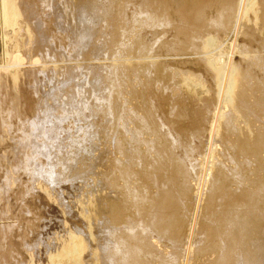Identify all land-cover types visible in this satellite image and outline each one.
Returning <instances> with one entry per match:
<instances>
[{
    "label": "rangeland",
    "instance_id": "1",
    "mask_svg": "<svg viewBox=\"0 0 264 264\" xmlns=\"http://www.w3.org/2000/svg\"><path fill=\"white\" fill-rule=\"evenodd\" d=\"M16 1L17 0H15V2ZM20 1L21 0H18L17 3L20 4L21 11L23 9L25 10L26 8H28V6H31V4H32V6L36 5V6H33V8H32V6L29 7V8L34 9L32 11L33 13L36 10L35 14H33V18L36 20H37V17H36L37 13L38 14L39 13L44 14V10L47 9L46 7H48V6H49V9L50 8L52 9L51 11L45 10L44 15L39 14L40 17L38 15V17L40 19H41V17L43 19V20L41 19L40 22L43 21L45 23V24L42 23V26L46 27L44 29V27L41 26V30H43V33L46 35V37H45L44 34L42 33V35L44 36L43 37L41 35L42 38H45V39L49 38V37H51V38H49L47 40H45V39L41 40L40 39L41 37L39 38L41 32H38V30H40V29L36 30L38 32L36 35L33 34V33H36L35 28H34V26L32 27V24H31L32 22L29 20H28L29 21V25H28V21H26L27 18L23 12L24 10L22 11L23 14L21 12L22 17L19 18V19H21L22 27L21 26L15 27L17 29H18V27H21V29L20 28L18 29V31L19 30L20 31L19 32L17 31V33H19V34H16V33L12 34V32L16 31L14 29L15 31H12L11 33H9L6 36L4 33L6 23L4 21H2V16H1L2 8L0 6V264H25V262H26V264H30V263L31 264H39V263L43 264L42 261L44 262V264H48V262L45 261L47 253L52 250L51 254H53V252H55L58 255V252H60L61 246H60V244H59L60 247H58L57 245H58V243H61V241H60L61 239H66L69 235L77 232V230L78 231L81 230L84 233L87 232L86 225H84V222L78 216L80 214V213H78V209L81 208V207L78 208L79 205L82 206V208L79 209L80 211L85 210L87 212L90 210H96L97 211V210H99V207H100L101 212L100 211H99V213H97L98 211L96 212L98 215L94 219L95 222L93 221L94 224H96V225L91 224L93 227V229H91V232H93V230H94L93 234H95V237L99 238V239H102L103 237H105L106 232H105L104 228H106V226L108 224H110L112 222V220H113V222L111 224L114 225V221L116 220V218H120V220L118 219L116 221V223L119 222V225L116 223L114 226L112 225L113 227H116V228L123 227V225H125L127 223L125 218L126 219L130 218L133 221L136 220L135 219L136 218V216H135L136 211L133 210V207L131 206V203H130L131 198H129L128 195H126L127 193L125 192L124 188L127 186L129 190L136 189V185L138 183L142 184V181H138V178H136L135 175H133V177H132L133 180H129V179H131V178H129V179L124 181L123 179L120 178V175H119L120 172L117 170L124 167L125 164H127V159L130 156V154L132 153L131 154V160H133V161H131L129 163V164H131L129 166V168L133 172L135 171L134 173L140 174L136 170L141 169L140 171L142 172V169H146L149 162L152 161V158L154 156L152 153L148 152V148L150 149L151 146L152 147L156 146L158 144V141H157V137H155L150 131H143L139 135L138 143L136 144L134 142L133 138H131L130 134H131L132 130H135L136 128L138 129V127H139L138 122L135 121V122L129 123L132 128L128 124L126 129H125L126 125H124L123 123L117 122L118 118L116 117V115L122 114L125 109L126 110L133 109L138 117H142L143 115H145L147 117V114L149 112V114L151 115L150 117H148L149 122L153 121L157 126H159V128H162V129H160L162 131H159V134H160L159 137H165L164 136L165 133L168 130L171 131L170 136H173L171 141L174 144L175 153L176 154L178 153L177 155L180 157H183L184 155H190L189 166H190V168H192V170H190V174H189V178H190L189 181L191 182L190 187H189V195H188L189 200L186 204L188 207L186 206L184 211L182 212L183 214H181L182 218H183V215H186V222H183L185 224L182 226L183 229L181 228L182 231L180 230L181 235L178 239L179 243L172 244L170 242H167V240L166 241L165 240L164 241L163 240L154 241V243L156 242L155 243L156 248H154V252H156L155 253L156 255L153 252V254L155 256L159 255L158 257L159 258L162 257L161 259H163V260H167L168 256L170 257V254H175L177 251L179 252V253L177 252L179 255H182L183 254L182 252H183L185 245H186L185 241H186V238L189 234V227L187 226L188 225L187 223H188L189 219L191 218V216L194 214V212H195L194 210L197 208V203L194 200V194H193V193H195L194 188H195V185L197 182L195 177L198 176V173L200 174L201 171L199 169H200V167H202L201 165H204L205 168L207 167L205 164L206 162H204L205 160L203 157L205 156V152H206L207 147H208L207 142H208L209 135H207V132H205V131H207L209 128L208 124H209V121L211 118L212 111H213L214 107L216 106V101H217L216 89H215L214 82L212 79L213 75L210 72H207L208 71V70H206L207 68L204 69L206 66L204 64L205 61H203V59L205 58L206 54L204 53L205 54V56H204L203 53L201 54V52H200V54H201V56H200L199 52H197V51H190L188 53L184 52V50L181 51L182 50L181 48L184 46H181L183 42H179V40L182 41L184 39L186 41H189L191 39L190 36L192 35V31L191 30L189 31V28L183 29L185 33H186V31L188 32V34H186L185 38H183L181 36V34H179L180 33L179 32L180 30H178L179 24L177 22H175V21H177V19H176L175 15L173 14V8L174 7H173V5H171L172 7L170 10H172V11H170L169 14L171 15V13H172V15L175 17V19H173V21H171V23H170L171 25H169L168 27L167 26H161V27H159V30L158 29L152 30L149 27H146L145 29L149 30L148 33L145 29L143 30L144 36L142 35V38L145 41V44L147 46L153 47V51H152L151 55H152V57L155 55L153 57L155 59L153 60V58H151V55H150V58L153 61L156 60L155 61L156 63H158V62L159 63H158V67H156L155 66L156 63L152 62L151 59L149 60V58H147L149 61L146 60L144 62V66H148L149 68L150 67L151 68L150 69L145 68L146 70H148V72H147L146 70H144V67H143V71H146V73L141 70L139 72L140 73L139 74V73H136V70L139 69V68L136 69V67H139V65H140V63H138V59H136V58L133 59L132 56H129V59H128L127 57H123L122 55H121V57H122L121 58L120 56H118V54L120 53L119 51L124 49L123 47L127 48L126 45L129 42L128 35L130 33V31H128V30L130 29V27L132 25L135 27H138L137 23H138V19L140 18L138 16H139V11H140V8L142 5L141 3H143L142 0H112V3H110L109 0H100V2H102L104 5H106V7L108 5L107 8H109V11H111L110 16H109L110 18L108 20H106V22L103 20L98 21V22L96 21V22H94L95 24L91 25L92 31H93L92 33H94V34H93L91 41H89L88 44H86V46L84 47L85 49H83V50H80V48L77 47L76 43H73V40L74 41H75V39L77 40L76 37H79V34H80V31H79L78 25H77L78 19H79L78 14L80 16V12L78 11V9L80 7H82V5L87 4L90 0H53L52 2H50L51 4L54 2L55 6H56V3H58L57 6L60 4L59 8L61 7L62 10L65 8V7H62V4L64 6H66V8L63 11V12H65V13H63L64 14L63 16L66 15L65 18L67 20L66 19H64V20L66 22L68 21L67 23H69L70 29L69 28H65V29L62 28L61 30H60V28L59 29L57 28V30L55 29V27H56L55 23H57V22L54 21V18H55V16H56L55 20H57L58 18H57V15L54 16L52 14V13L56 14L59 11V8L53 7L54 4L52 6L49 5L50 4L49 0L47 1L49 4L46 2V5H45L46 7L43 5V4H45V2L43 4L41 3L42 0L41 1L38 0L41 3L40 4L38 2L40 5H38L37 0H35L36 2L33 0H25L26 2L29 1L28 2L29 4H26L24 0H23V2H20ZM31 1H33V2H31ZM127 1H128V3H127ZM163 1H167V0H163ZM168 1H170V0H168ZM193 1H197V0H193ZM211 1L212 0H205V4L208 6L210 5L209 10H207V12H208L207 14H209L210 17L216 15L215 10L217 7L216 3H215L217 1L216 0H213V2H211ZM1 2H2V0H0V5H1ZM21 3H23V4H21ZM25 5H26V7H25ZM21 6L25 7V8L22 9ZM43 6L45 8L44 10L42 9ZM76 7H78V8H76ZM53 8L55 9L54 12H52ZM57 8H58V10H57ZM260 12L261 13L259 15L262 18L259 16L260 17V21H259L260 24H258V26H257L258 30H256V32L253 34V36L250 35L248 37V36L242 35L243 37L242 36L239 37V47L241 46L243 49H244V47L247 49V52L245 53L246 56L248 55V58L246 57L247 60L245 59L244 56L242 57L241 55H239L240 53L239 54L236 53V55L235 56L233 55V57H232V58H234L232 60V62L234 63L235 66H237V68L240 71L243 72V71L248 69V71L251 73V85L248 87L247 90L244 91L246 96H247L246 97L247 99L245 102L246 105L240 110L241 111L240 115L237 116L238 119L235 118L236 120H238V124H237V121L234 119V122L236 121V123H234V129L233 130H235V128H236V130H238V131H235V132L234 131H232V132L226 131V128L224 129V124H223L219 128L222 130L218 131L220 138L218 137L219 139H217L215 141L216 143L214 142L215 143V145H214L215 151L212 155L211 162L214 161L212 163L214 164L215 167L212 168V170H214V171L211 170L212 173L210 172L211 174H210L209 178L215 179L218 177L220 178L221 176L223 177L220 180H223V182H224L223 193H225L224 194L225 196L221 197L223 199L218 201L219 197L221 196L220 195L221 193L220 194L218 193L220 196L218 194H216L215 197L213 196L214 200H210L211 196L207 195L210 193L209 187H208L209 185L207 187H205L207 189H205L204 196L209 197V198L204 197V202L202 204H204L205 209L207 208L206 206H208V210H205L204 206L202 205L203 206L202 208L204 209V210L202 209L203 211L201 210L202 211V214H201L202 218L200 217V220L198 223V230L196 231L195 238L192 239L193 242L200 241V243L196 242V246H197V244L199 246L200 245L205 246V245H209V244L211 245L212 244V240H211L212 238H210L212 236V233L211 234L207 233L209 231V226H207L206 218L211 219V217H212V219L215 220L217 225H218L219 224L218 223L219 217H222L220 215L219 211L225 212V214H226L228 211H230V209H228V208H230L229 207L230 203H232V204L235 203L237 205L245 204L247 201V193L255 191V189L258 187H260L262 189L263 194H264V146H257L256 145V142H258V141H261L264 144V112L260 108H257L256 104L254 103L255 102L254 98H257L260 95L259 91H262V93L264 94V72H263V69H264V66H263L264 65L263 64L264 63V9ZM51 14H52V16H50ZM119 14H120V17H117ZM48 15H49V18H48ZM111 15L113 16V18ZM172 15H171V17L173 18ZM24 16H25V18H24ZM74 16H76V17H74ZM111 21H112V23H111ZM66 22H65V25L67 24ZM130 23H131V25H130ZM172 24H174V25H172ZM67 25H66V27H68ZM25 26H26V28H25ZM30 26L32 28H34V29L31 28L32 31L34 30L33 33L30 30ZM107 28H108V30H107ZM165 28H167L168 31H166ZM50 30H52V31H50ZM58 30L60 32H57ZM62 30H64V31H62ZM65 30H67V31H65ZM150 30H152V32H150ZM172 30H174V31H172ZM245 30H247V32L249 31L248 33H250V31H251L247 28ZM167 32H169V34ZM166 33L168 35H170L171 37L169 36L167 39L166 36H168V35ZM212 33H214V31ZM251 33H253V31ZM73 36H75V39H73ZM187 36H189V37H187ZM38 38L40 41L38 40ZM219 38H220V40L218 42H220V43H218V44H220L219 45L220 48H218L217 50L219 51V53L221 51L222 53L225 54V53H227V50H228L227 48H229L228 45H231V43H229V42L232 41V39H231L232 34H231V32L228 34L219 33L218 39ZM110 39L114 42V44L109 42ZM48 40H50V41L48 42ZM164 40H167V41L164 42ZM24 41H26V42H24ZM36 41H38V42H36ZM45 42H47L49 44L46 45ZM121 42H123V43H121ZM150 42L152 44H150ZM41 43H43V46H41ZM180 43H181V45H180ZM49 45H51V46H49ZM160 45H161V47H160ZM184 45H185V47H184V49H185L187 45H186V43ZM11 46H13V47H11ZM74 46H75V48L77 47L79 49V51H78V49H74ZM155 46H157V47H155ZM176 48H177V50H176ZM157 49L158 50L160 49V50L158 51ZM218 51H216V52H218ZM79 52H83V53H79ZM158 52H159V54H158ZM210 52H212V51H209V54L214 53V52L213 53H210ZM62 53H63V55L65 54L66 57H65V55L63 56ZM122 53L123 52L121 51L120 54H122ZM189 53H190V55H189ZM196 53H197V55H196ZM250 53L253 55V58H252V55L250 56ZM46 54L49 55L50 57L47 56ZM53 54H54V57H53ZM77 54H79V56H77ZM156 54L158 56H156ZM209 54L207 51V56ZM59 57L60 58L62 57V58L60 59ZM63 57H65V58H63ZM134 57H136V56H134ZM198 57H200V59H198ZM114 58H116V59H114ZM119 58H120V60H119ZM125 58L128 59L127 64H129L130 61L131 62L134 61V64L130 63L131 68L129 66L130 70L127 73L129 80H132V81H129L128 83H130V82H133V83H131V85L129 84L130 86L127 85L126 88L124 87L125 88L124 89L125 94H124V99H123L124 100L123 105H120V107H117L118 109H117L115 115H111L108 117L101 111V108L98 107L99 105L97 102L99 99L98 95L100 94V91L103 89V86H101L98 90H92V89L85 88L86 90L84 89L82 91V89H83V87H85V83L92 81V79L95 75H97L99 73L97 76L98 77L101 76L103 78L104 73H109V72L113 71L115 68V65L122 62L123 59H124L123 62H125V60H126ZM52 59H53V61H52ZM251 59H253L252 63H255L256 61H260L262 63L261 69L258 67H255V66L252 67V64H250ZM160 61L162 64L160 63ZM200 61H203V64H201L202 62H200ZM113 62H114V66L112 65ZM150 62L153 63L154 67L149 66L151 64ZM135 63H138V64L136 65ZM145 64H148V65H145ZM159 64L162 66H160ZM133 65H135L136 67ZM203 66H205V67H203ZM159 67H160V69H158ZM110 68H111V70H110ZM154 68L156 71L154 70ZM42 69L44 70V72L42 71ZM106 69H107V72H106ZM40 71L42 73H40ZM54 71H56V72L54 73ZM66 71H68V73ZM176 71H178V73H180V72L181 73H190V74L192 73L196 76H199L198 78H199L200 82H195V83H197V85H195V86L193 85L195 83L191 84L190 85V87L192 86L190 88L191 91H187V90H185L186 89L185 85H184V87L181 86L182 84H184V80H183L181 75L176 73ZM64 73H67L65 75L66 76L68 75V76L65 77L63 75ZM71 74H73V75H71ZM142 74H143V76H142ZM28 75H29V77H28ZM70 75L72 76L73 80L70 77ZM140 76H142V77H140ZM86 77H88V79ZM130 77L131 78L133 77V78L131 79ZM143 77H144V79H143ZM65 78L68 80H66ZM145 78L147 81L145 80ZM77 79H79L80 82ZM83 79H84L85 83L83 82ZM181 79L183 81H181ZM201 80L205 84H203L201 82ZM41 81H43L44 83L45 82L47 83L49 81L50 82L48 83V85H46V83H45V85H46L45 86L43 82L41 83ZM51 81H52V83H51ZM61 81H62V84L66 81H69V82L71 81L70 86H69V84H67L68 82H66V85L63 84V85H65V87L63 86V89H61L62 85L59 88L58 86L61 84ZM149 82H151V83L148 84ZM177 83H178V85H179V83L181 85L178 86ZM78 84L81 86H79ZM103 84H105L104 78H103ZM198 84H200V85H198ZM202 85H205V86L203 87ZM29 86H30V88H29ZM76 86L82 87V89H80V93H82L84 95V96H82V98H81V96L79 97V101L78 100L75 101V99H78L77 97L80 94V93H78L79 87L76 88ZM180 86L182 88H177ZM196 86H201V87L198 88ZM46 87L48 89H46ZM49 87L51 89L53 87V89H52L53 91H50L51 89ZM34 88L35 89L37 88L36 89L37 91H35ZM70 88H71V90H70ZM72 88H73V90H72ZM68 89H69V91H68ZM42 90H44V91H42ZM70 91L72 93H69ZM102 91H101V94H103ZM42 92H47V93L45 95ZM92 92L94 93V95ZM131 92L134 94H132ZM48 93H49V95L47 97ZM51 93H53V94L55 93V94L52 95ZM66 93H68L69 95ZM73 93H75V94H73ZM87 93H89L90 95ZM172 93H174V94L176 93L177 95L176 94L174 95ZM82 94H80V95H82ZM95 94H98V95H95ZM56 95L58 97L60 95L59 99H57L58 97ZM65 95H66V99L67 98L70 99V96H71V99H70L71 102H70V100H64ZM63 96H64V98H63ZM50 97L52 99L56 98L55 102L59 101V103H63L65 101V103H63L64 105L56 103V104H58V107L61 105L62 107L61 106L60 107L63 108V110L60 109V107L58 108L56 106V104L52 108V112L55 114L48 113L51 111L50 110L51 108H48L50 106L44 107L45 109L43 108L44 111H46V112H44L42 107L40 108L39 105H38L39 109L37 107L35 108V106L37 104H40L39 101H41L44 104V105L42 104V106H45V103L47 105V102H48V105H49V103L53 105L55 102H54V100H53V102L49 101V99L51 100ZM74 97H75V99H74ZM94 97L98 98L97 101L95 100L96 98L94 99ZM126 97H127V99H126ZM61 98H62V102H61ZM42 99H43V101H42ZM81 99H82V101H81ZM171 99H173V100H171ZM88 100L91 102H89ZM148 101H149V103H148ZM263 101H264V99H263ZM68 102H70V104L72 106H69L70 104ZM75 102L78 104L76 105ZM87 102H89V103H87ZM52 105H51V107H52ZM126 105H128V106H126ZM131 105H133V107ZM73 106L76 109L73 108ZM82 106H83V109H82ZM147 106L149 107L148 111H147V108H148ZM26 107H27V109H26ZM29 107H30V109H29ZM54 107L58 109L59 114L58 113L56 114V112H58V111H56L57 109L55 110ZM128 107H132V108H128ZM135 107L137 108L138 112L136 111ZM46 108H48L49 110L48 109L46 110ZM182 109H183V111H182ZM41 110L43 111L44 116H46V114L47 115L51 114L52 117L54 115L56 117L52 118L51 115L50 116L48 115V117H46V118H48L50 120H44L46 122L45 123V122H43V119H41L42 115H43L40 113V112H42ZM61 110H62V113H64L62 115L60 114ZM66 110H67V112H66ZM72 110H74L75 113L72 114ZM80 110L82 113L80 112ZM37 111L41 114V117H40V114L37 113ZM83 111H84V113H83ZM35 113H36V115H35ZM65 113H67V114H65ZM59 115H60V117H62V120L64 122L61 121L60 117H57ZM71 115H73L74 117H72ZM77 115H79L78 118H77ZM81 115H84V116H81ZM70 116H71V118H69ZM33 117H35V118H33ZM39 117L41 120H38ZM21 118L22 119L26 118V119L22 120ZM28 118H31L32 121H31V119H28ZM56 118H57V120H60V121H57ZM63 118H65V119H63ZM74 118H75V120H73ZM51 119L52 120L54 119V121L56 120L55 122H57V123L54 122L55 125H53L54 123L51 124L50 123L52 121ZM21 120H22V122L20 123ZM157 120L161 121V122H157ZM202 120H203V122H202ZM37 121H39V122H37ZM40 121H42L41 123H43V125L47 124V122H49L52 126H49L50 124L49 125L47 124L50 128L47 126H43V128L45 129V131H43V129H42L44 134H43V132L42 133L39 132L40 134H34L33 135V132H32L33 127L31 126V123L35 122L38 126H40L39 125V124H41ZM59 122H62V124ZM204 122H207V123H204ZM111 124H112V126H111ZM235 124H237V125H235ZM56 125L57 126L62 125V126H60L61 129L58 127L59 130H56L57 129ZM26 126L27 127L30 126L31 129L27 128ZM53 126H55L56 128L54 129ZM23 127H24V130H21ZM25 127L27 128V130L25 129ZM163 127H165V128H163ZM246 127L248 129H251V130H248ZM40 128H42V127H40ZM52 129H53V131H51ZM253 129H255V130H253ZM28 130L31 133L25 132ZM46 130H48V131H46ZM54 130H56V131H54ZM109 130H110V132H109ZM123 130H124V132H123ZM239 130H241V131H239ZM243 130L248 131L249 134ZM222 131H224V132H222ZM253 131H255V132H253ZM45 132H46V134H45ZM50 132H53V134L52 133L50 134ZM119 132H121V134ZM172 132H173V134H172ZM235 133H237V134H235ZM238 133H240V134H238ZM24 134H25V138L23 137ZM41 134H43V137ZM175 134H177V135H175ZM220 134H221V136H220ZM226 134L229 137V139L226 136ZM244 134H245V136H244ZM251 134L253 136H251ZM39 135H41V137ZM97 135H100V136L98 137ZM239 135H240V138H239ZM29 136L30 137L33 136L30 138L31 142L25 141L27 139V137L29 138ZM101 136H102V138H101ZM146 136H148V137H146ZM247 136H249V137H247ZM19 138H22V139H19ZM43 138H44V140H43ZM54 138L55 139L57 138L56 140L58 142L57 141L55 142ZM234 138H235V140H234ZM244 138H245V140H244ZM51 139L54 141V143L57 147H58V145H60L58 148L60 149V151L61 150L62 151L60 152L61 155L58 156L59 158H56L55 162L53 161V162H51L52 164L50 163V165H49V162H46V159H47L46 156H45L46 159L44 156L42 157L40 155H36L37 156L36 157L35 154L32 153L31 149L39 147L41 145H47L49 140H50V143L51 142L53 143V141ZM121 140H122L121 144H122L123 150H119L115 146V142L121 141ZM19 141H21L20 142L21 144L18 143ZM24 141H25V145H22V144H24V143H22ZM32 141L33 142L35 141L36 144H35V142L32 143ZM39 141L41 143H44V141H46V143L41 144ZM77 141H78V144L80 145V147L78 145V148H77ZM81 141H83V142H81ZM174 141H175V143H174ZM217 141H221L222 144H221V142L219 143ZM224 141H225V143H224ZM37 142H38V145H37ZM241 142H242V144H241ZM17 143L20 145L21 148L23 146H24V148L21 149L18 145L16 146ZM27 143H29V144L31 143V144L28 145ZM234 143H235V145H234ZM87 145L89 146V154L88 155L86 154L87 155V157H86V155H84L85 153L81 152L80 150L82 147H85ZM193 145H194V147H193ZM17 147H19V148L17 149ZM69 148H70V150H69ZM197 148L199 151H197ZM16 149L21 150V152H17ZM137 149H138V151H137ZM143 149H145V150H143ZM24 151L26 152V154ZM50 151H51V153H49ZM50 151L48 152L49 155L50 154L53 155V153H54L53 150H50ZM127 151H129L130 153ZM176 151H178V152H176ZM80 152L83 154H81ZM21 153H22V155H21ZM134 153L136 154L137 157L134 156L135 155ZM144 153H145V156L143 155L144 156L143 157L141 154H144ZM65 155H66V157H65L66 160L64 158ZM72 155H73V158H72ZM81 155H84V156H81ZM151 155H153V156H151ZM90 156L93 157L92 158L93 162H91L92 160H91ZM149 156H150V158H148ZM41 157L43 158V160L41 159ZM122 157H123V159H122ZM132 157H135V159ZM32 158H34V159H32ZM67 158H69L70 163L72 161L73 162L70 164L69 168L66 169L68 171H65L66 172L65 173L61 169H62L63 165H65V164L68 165V163H66V162H68ZM102 158H103V160H102ZM36 159H38V160H36ZM116 159H118V160H116ZM134 160H135V162H134ZM146 160H148V161H146ZM23 161H25L26 163L28 162V163L26 164ZM31 161H34V162H31ZM41 161L45 162V164H44V162H42L43 163L42 167H41V164L38 165V163H41ZM96 161H97V164H94ZM99 161L101 164L99 163ZM102 161H103V163H102ZM138 161H139V163H138ZM143 161H145L146 163L145 162L144 163L147 165L144 166ZM22 162L25 164L22 165ZM30 162L32 163V165H33V163H35L36 166H32ZM56 162H59V163H56ZM124 162H126V163H124ZM53 163H55V164H53ZM116 163H118V164H116ZM151 163L149 165H151ZM139 164H141V165H139ZM218 164H219V166H218ZM24 165H26L27 170L25 169L26 167ZM45 165H48V166L45 167ZM23 166L25 167L24 169L22 168ZM39 166L41 168H39ZM139 166H141L140 169H139ZM30 167L33 168V171ZM35 167L37 169L39 168L38 169L39 171L37 169L36 170L38 173L41 174V175L39 174V177H40V179H39V177L37 176L38 173H36L37 174L36 177H38V179L40 181L39 183H38V179L34 175V173L36 172ZM47 167L48 168L51 167L50 170L47 169ZM115 167L117 170L113 169ZM28 168L31 169L33 176L28 175L29 173H27V172L30 171ZM194 168H195V170H194ZM40 169H41V171L44 169L45 172L47 170L49 171V173H48V171L46 173V174H48V178H49V175H51L50 174L51 172L54 173V175H51L53 177H57V174H60V173H64L63 174L64 176L62 174H60L62 176V178L59 177L60 178V180L58 179L59 182L58 181L48 182L47 176H45V174L43 177L45 179H43L41 177L43 175L44 171L40 172ZM192 171H194V172H192ZM31 172H30V174H31ZM188 172H189V170H188ZM113 173H115V174H113ZM65 174H68V175L65 176ZM191 174H192V176H191ZM111 175H112V177H110ZM104 177H105V179H104ZM192 177H194V178H192ZM228 177H229V179H228ZM31 178L33 179V185L34 186L31 183V181H32V180H30ZM35 178H36L37 182H36ZM116 178H119V180ZM43 180H44V182H43ZM113 180H115V181L118 180V184L116 181L115 183L117 185H115ZM122 180H123V184H122ZM46 181L49 184L45 183ZM49 181H50V178H49ZM109 181H111L112 183H109ZM97 182H99V184L101 185V186H99V188L97 186L98 185ZM34 183H36V184H34ZM51 183H55V184L52 186ZM113 183H114V186L112 185ZM146 183H148V184L146 185L145 183H143L146 186V188L145 189L141 188L142 189L141 193L145 197H147L149 195L152 196V193H155L154 192L155 188L152 187L150 182H146ZM47 184L51 185L52 188L50 189L51 186L49 187V186H47ZM119 184H121V185H119ZM134 184H136V185H134ZM192 184H193V186H191ZM28 185L29 186L31 185V187H29ZM55 185L56 186L59 185L58 189ZM102 185H103V187H102ZM118 185L121 186L120 188H123V189H120V188L117 189L119 187ZM150 185H151V187H150ZM35 187L36 188L38 187L39 189L38 188L36 189ZM53 187L55 188V190ZM95 187H97V188H95ZM32 188L39 190L37 196L35 195L37 193L36 190H34L36 193L35 192L33 193ZM45 188L47 189V191L49 189L48 193L46 192ZM108 188H110V189H108ZM191 188H192V190H191ZM95 189H101V190L103 189V190H102V192H101V190H98V191H100V192H98ZM147 189H149V191H147ZM30 190L34 195L30 192ZM41 190H42V192H41ZM58 190L60 193L57 196ZM121 190H124V191L120 192ZM51 191L52 192L54 191L55 194H54V192L52 193ZM56 191H57V193H56ZM91 191L93 194L96 191V194L92 195ZM49 192H51V193H49ZM228 192H229V194H228ZM28 193H29V196L31 195V197H29L30 199L28 198V195H27ZM100 193H102V196ZM236 193H237V195H236ZM50 194L51 195L54 194V195L51 196ZM97 194H98V196H96ZM234 195H236L237 197ZM33 196L36 197L38 199V201H36L37 199L34 198ZM41 196H42V198H43V196H44V198L46 197L48 199L47 201H49V202H47L45 200L46 198L43 199L44 200L43 201ZM50 196H51V198H50ZM123 196H124V198H123ZM58 197L60 198L59 200H58ZM107 197H108L107 201L105 199H103V198L107 199ZM216 198H217V201H215ZM26 199L27 200L29 199L32 201H27ZM205 199H207V201L210 200V202L206 201V203H205ZM57 200H58L59 205H56V204H58L56 202ZM127 200H128V203H127ZM28 202L31 204L28 205ZM32 202H33V206H32ZM73 202L74 203L77 202L76 205L77 204L78 205L75 207ZM48 203H49V205H48ZM125 203H127V204H125ZM129 203H130V205H129ZM51 204L53 207H51ZM92 204L93 205L95 204V205L93 206ZM41 205L43 208H41ZM54 205L59 207V210H58V208H56V206H55V208H56L55 209ZM67 205H69V206L71 205V206L69 207ZM226 205H229V206H226ZM28 206L30 208L31 207L32 208L30 209ZM113 206H114V208H113ZM116 206L119 209L118 212L116 211V210H118V209H116ZM26 207H28V208H26ZM48 207H49L50 211H49ZM261 207L264 208V202H262ZM34 208H36V209L40 208L41 211H40V209H37L38 211H35L36 209L34 210ZM67 208H69V209H67ZM70 208H71V210H70ZM26 209H29V210L26 211ZM112 209L113 210L116 209V210L114 212H112L111 211ZM199 209L200 208L198 207V209H197L198 215L200 214ZM57 210H58V212H57ZM75 211L78 214L75 213ZM32 212H34L35 215H33ZM52 212H54V213H52ZM216 212H218L219 215ZM36 214L39 215V216L37 215L38 218L35 217ZM41 215H42V217H44V219L41 217ZM215 215H217V216H215ZM33 216H34V218H33ZM213 217L214 218L216 217V218L214 219ZM34 219L37 221V223H36V221L34 222ZM32 221L34 222V224ZM103 221H104V223H103ZM120 221L123 223H121ZM30 222H31V225L29 224ZM108 222H110V223H108ZM46 224L49 225L51 228H49ZM58 224H59V226H58ZM260 224L262 227H264L263 226L264 222L260 223ZM41 225H45L44 226L45 228L44 227L41 228ZM99 227H101V228H99ZM38 230L39 231L42 230V232L40 231L41 234L37 233ZM89 230H90V228H89ZM98 230H100V231L98 232ZM3 231H4V233H3ZM30 231H33L35 235L37 234L38 236L37 235L36 236L38 238L40 236L41 237L40 240L37 237H36L37 238L36 239L35 236L33 235V232L31 233ZM46 232H47L49 238L52 239V240H50L51 243L49 241L45 240V239H49ZM53 232H54V234H53ZM26 233H28L29 235L28 234L26 235ZM43 233H45L46 235H44ZM22 234H24V236L21 237ZM51 234H52V236H51ZM31 235H33L34 237ZM54 236H56V237H54ZM205 236H207V237H205ZM23 237H24V239H23ZM33 238H34V240L36 239L37 242H36V240L33 241ZM53 238H58V240L57 241L54 240V242H53ZM207 238H208V240L210 239L211 241L208 242ZM103 239H102V241H103ZM24 240H26V241L29 240V241L26 243ZM32 241L34 243L36 242L34 245L37 244L35 247H33L35 250H36V248H38L39 250H40V248H42L40 250L41 252L39 253L40 255L38 254L39 256L35 254V250L31 247V244L33 243ZM203 242H207V243L204 244ZM45 243L46 244L49 243V245L48 244L47 245L50 246V248L47 247V245ZM22 244H24V245L22 246ZM28 244H30V247L28 246ZM40 244H41V246H40ZM42 244L45 246H42ZM50 244H54V245L56 244V246L54 247L53 245H50ZM94 245L96 247H98L96 249L98 251H99V248L101 246H103L102 243L100 245H98L97 240H95ZM32 246H33V244H32ZM23 247H26V248H23ZM57 248H59V250ZM27 249H28V251H27ZM173 249H178V250H173ZM39 250H36L37 251L36 253H38ZM157 252H159V253H157ZM207 253H205V255L203 256V255L198 254L197 252H194L191 256L192 258L190 259L191 262H189V264H213V262L216 261L215 254H213V253L207 254ZM32 254H33V257H32ZM37 258H39V260ZM155 261L158 262L157 259H155Z\"/></svg>",
    "mask_w": 264,
    "mask_h": 264
},
{
    "label": "bare ground",
    "instance_id": "2",
    "mask_svg": "<svg viewBox=\"0 0 264 264\" xmlns=\"http://www.w3.org/2000/svg\"><path fill=\"white\" fill-rule=\"evenodd\" d=\"M25 1V0H24ZM33 1H35V0H33ZM33 1H31V2H33ZM41 1V0H40ZM48 0H42V4L45 2V4H43L44 6L46 5V2H47ZM53 0H49V3L50 2H52ZM143 1V3H141L142 5H141V8H140V11H139V16L138 17H140L139 19H138V23H137V25H138V27H135V26H129L130 27V29L128 30V31H130V33H129V35H128V39H129V42H128V44L126 45V47L127 48H125V47H123L124 49L123 50H121L123 53L122 54H120L121 53V51H119L118 53V56H120L121 57V55L123 56V57H127L128 59H129V56H132L133 57V59L134 58H136V59H138V63H140V65H139V67H136L135 65H133V66H135L136 67V69L137 68H139L138 70H136V73H139L141 70L143 71V67H144V70H146L145 68H149L148 66H144V62L146 61V60H148L147 58H149V60L151 59V58H153L152 57V55H151V53H152V51H153V47L152 46H147L146 44H145V41L143 40V38H142V35H143V33H144V29L146 28V27H149L150 29H152V30H159V27H161V26H169V25H171L170 23H171V21H173V19H175V17H176V19H177V21H175V22H177L179 25H178V30H180L179 32V34H181V36L183 37V38H185V36H186V34H188V32L186 31V33L184 32V30L183 29H188L189 28V31L191 30L192 31V35L190 36V40L189 41H186V40H179V42H183L182 43V45H181V43H180V45L181 46H184L185 47V43H186V48L184 49V47H182L181 49V51H183L184 50V52H190V51H197V52H199V54H200V52H201V54L203 53V55L205 56V54H206V56H205V58L203 59V61H205V66H203V67H205L204 69H206V70H208L207 72H210L212 75H213V77H212V79H213V82H214V86H215V89H216V98H217V101H216V106L214 107V109H213V111H212V114H211V118H210V121H209V128H208V130L207 131H205V132H207V135H209V138H208V142H207V144H208V147H207V150H206V152H205V156L203 157L204 158V162H206L205 164H206V168L204 167V165H201L202 167H200V174L198 173V176L197 177H195L196 178V185H195V188H194V191H195V193H193L194 194V200L196 201V203H197V208L194 210L195 212H194V214L191 216V218L189 219V221H188V227H189V234H188V236H187V238H186V245H185V248H184V250H183V254L182 255H179L177 252L175 253V254H170V257L168 256V259L167 260H163V259H161V258H159L158 256L159 255H157V256H155L156 254V252H154V248H156V246H155V243H154V241H160V240H167V242H170V243H172V244H176V243H179V241H178V239H179V237H180V235H181V232H180V230H181V228H182V226L185 224V223H183V222H186V215H183V218L181 217V214H183L182 212L184 211V209H185V207L187 206L186 204H187V202H188V200H189V187H190V178H189V174H190V170H192V168H190V166H189V157H190V155H184L183 157H180V156H178L176 153H175V151H174V144L172 143V137L173 136H170V134H171V131H167L166 133H165V137H159V131H162V130H160V129H162V128H159V126H157L153 121L152 122H149V118L148 117H150L151 115L149 114V112H148V114H147V117L145 116V115H143L142 117H138L137 116V114L134 112V110L133 109H128V110H124L123 111V113L122 114H119V115H116V117L118 118V120H117V122H119V123H123L124 125H126V127H125V129L127 128V125L129 124V123H132V122H138V124H139V127H138V129L136 128L135 130H132V132H131V138H133V140H134V142L137 144L138 143V139H139V135L143 132V131H150L155 137H157V141H158V144L156 145V146H154V147H150V149L148 148V152L149 153H152L153 155H151V156H153V158H152V163L151 162H149V164L151 163V165H149L148 164V166L146 167V169H142V172L140 171L141 169V166H139V169L140 170H136V171H138L140 174H136V173H134L132 170H130V168H129V166L131 165V164H129L131 161H133V160H131V154H130V156L128 157V159H127V164H125V166L124 167H122V168H120V169H116V167L115 168H113V169H115V170H117V171H119L120 172V178L121 179H123L124 181L125 180H127V179H129V178H131V179H129V180H133L132 179V177H133V175H135L136 176V178H138V181H142V184L140 183H138L137 185L136 184H134V185H136V189H133V190H129L128 189V187L126 186L125 188H124V190H125V192L127 193L126 195H128V197L129 198H131L130 200H131V206L133 207V210H135L136 211V220L135 221H133L132 219H130V218H125V220L127 221V223L125 224V225H123V227H120V228H116V227H113L114 225H115V223H116V221L119 219L120 220V218H116V220L114 221V225L113 224H111L112 222H113V220H112V222L110 223V222H108V223H110V224H108L107 226H106V228H104L105 229V232H106V235H105V237H103L102 239H103V241H102V239H99V238H96L95 237V234H93V232H94V230H93V232H91V229H93V227H92V225L91 224H94V222H95V217L98 215L97 213H99V211H100V207H99V210H90V211H80L79 209H81L82 208V206H78V208L79 207H81V208H79L78 209V213H80L78 216L80 217V219L84 222V225H86V230H87V232L86 233H84L83 231H81V230H77V232H75L74 234H71V235H69L66 239H61L60 237V241H61V243H58V247H60L61 246V249H60V252H58V255L55 253V252H53V254H51V252H52V250L51 251H49L48 253H47V255H46V262H48V264H189V262H191L190 261V259L192 258L191 256H192V254L194 253V252H197L198 254H200V255H205V253H210V254H215V257H216V261H214L213 262V264H264V227H262L261 226V224L260 223H263L264 222V208H262L261 206H262V202H264V194H263V191H262V189L260 188V187H258V188H256L255 189V191H253V192H248L247 193V201H246V203L245 204H240V205H237V204H235L234 202V204H232V203H230L229 205H226V206H229L230 208H228V209H230V211H228L226 214H225V212H222V211H219V213H220V215L222 216V217H219V221H218V225H217V223H216V221L215 220H213L212 219V217H211V219L209 218V219H207L206 218V220H207V226H209V231L207 232V233H212V236L210 237V238H212L211 240H212V244L210 245H198L197 244V246H196V242H198V243H200V241H196V242H193L192 241V239L193 238H195V234H196V231L198 230V223H199V220H200V217L202 218V216H201V214H202V211L205 209V206H204V204H202L203 202H204V193H205V189H207V188H205V187H207L208 185V187H209V194H207V195H210L211 196V198H210V200H214V197L216 196V194H218L219 196V200L218 201H220V200H222L223 198H221V197H224L225 195V193H223V190H224V182H223V180H220L221 178H223L222 176L219 178H212V179H210L209 178V176H210V174L212 173L211 172V170H212V168H214L215 166H214V164L212 163V162H214V161H212L211 162V159H212V155H213V153H214V145H215V141L217 140V139H219L220 137H219V130H222V129H219L220 128V126L221 125H223L224 124V129L226 128V131H238V130H236V128H235V130H233L234 129V123H236V121H237V124H238V120H236L235 118H237V116L238 115H240V110L246 105V94H245V90H247L248 89V87L251 85V73L248 71V69L247 70H245V71H240L238 68H237V66H235L234 65V63L232 62V60L234 59V58H232L233 57V55L235 56L236 55V53H240L239 55H241L242 57L244 56L245 57V59H246V57L248 58V55L246 56V52H247V49L244 47V49L240 46L239 47V37H241L242 35H245V36H250V35H252L253 36V34L256 32V30H258L257 28V26H258V24H260L259 23V21H260V11H262L263 9H264V0H216L217 2H215L216 3V10H215V14L216 15H214V16H209V14H207L208 12H207V10H209V6L208 5H206L205 4V0H197V1H193V0H170V1H163V0H142ZM18 2V0L15 2V0H2V2H1V8H2V14H1V16H2V21H4L5 23H6V25H5V35L7 36L9 33H11L12 31H15V32H12V34H19V33H17V31H18V29L20 28L21 29V27H22V24H21V19H19L20 17H22V14H23V12H24V15L26 16V18H27V20L26 21H31L32 23V27L34 26V28H35V32L36 33H33V31H32V29H34V28H32L31 26H30V30L32 31V33L33 34H37L38 32H41V34H40V36H39V38L41 39V40H43V39H45V38H42V33H43V30H41V26H42V23H44L43 21L42 22H40V20L42 19V17H41V19L39 18L40 17V15L39 14H41V13H37V20L36 19H34L33 18V14H35V11H34V13L32 12L34 9H32L33 8V6H36V5H33L32 6V4H31V6H32V8H29V7H31V6H28V8H26L25 10L23 9V8H25L26 7V5H25V7H22V9L24 10H22L21 11V9H20V4H18L17 3ZM20 2H23V0H21ZM29 2V1H28ZM28 2H26L25 1V3L26 4H29ZM36 2V1H35ZM39 1L37 0V3H38ZM109 2L110 3H112V0H109ZM114 2V1H113ZM211 2H213V0L211 1ZM40 3V2H39ZM38 3V5H40ZM48 3V2H47ZM48 3V4H49ZM127 3H128V1H127ZM21 4H23V3H21ZM54 4V2L51 4H49V5H53ZM57 4L58 3H56V6H55V4H54V6L53 7H58L59 8V5L57 6ZM109 4V3H108ZM115 4V3H114ZM171 5H173V14L175 15V17L172 15V13H171V15L173 16V18L171 17V15L169 14V12L170 11H172V10H170L171 9ZM212 5V4H211ZM214 5V4H213ZM44 6H43V10L45 9L44 8ZM50 6V7H51ZM46 7V6H45ZM62 7H65L66 8V6H64L63 4H62ZM80 7V6H79ZM107 7H108V5H107ZM106 7V5H104L102 2H100V0H90L87 4H85V5H82V7H80L79 9H78V11L80 12V16H79V14H78V29H79V31H80V34H79V37H76L77 38V40L75 39V36H73V39H75V41L73 40V43H76V45H77V47L78 48H80V50H83V49H85L84 47L86 46V44H88V42L89 41H91V39H92V37H93V34L94 33H92L93 31H92V24H95L94 22H98V21H105L106 22V20H108L110 17V12L111 11H109V8H107ZM212 7V6H211ZM35 8V7H34ZM47 9H45V10H52L51 8L49 9V6L48 7H46ZM58 8H57V10H58ZM64 8V9H65ZM76 8H78V7H76ZM64 9L62 10V8L60 7L59 8V11L56 13V14H54V13H52L54 16L55 15H57V20H55L56 19V16H55V18H54V21H56L57 23H55L56 24V27H55V29L57 30V28L59 29L60 28V30L62 29V28H69L70 29V25H69V23H67L64 19H66L65 18V16H63L64 14L63 13H65V12H63L64 11ZM39 10V9H38ZM42 10V11H43ZM45 10H44V14H45ZM55 11V9L53 8V11L52 12H54ZM124 11V10H123ZM136 11V10H135ZM21 12H22V14H21ZM47 12V11H46ZM113 13V12H112ZM111 13V14H112ZM119 13V12H118ZM43 14V13H42ZM41 14V15H42ZM43 14V15H44ZM52 14L50 15V16H52ZM77 14V13H76ZM263 14V13H262ZM38 15H39V17H38ZM113 15V14H112ZM111 15V16H112ZM25 16H24V18H25ZM260 16V17H259ZM47 17V16H46ZM64 17V18H63ZM74 17H76V16H74ZM117 17H120V14L117 16ZM39 18V19H38ZM48 18H49V15H48ZM52 18V17H51ZM63 18V19H62ZM89 18V19H88ZM112 18H113V16H112ZM137 18V17H136ZM262 18V17H261ZM25 20V19H24ZM43 20V19H42ZM67 20V19H66ZM119 20V19H118ZM122 20V19H121ZM29 21H28V25H29ZM45 21V20H44ZM50 21V20H49ZM136 21V20H135ZM46 22V21H45ZM65 22L68 24H66L68 27H66V25H65ZM77 22V21H76ZM50 23V22H49ZM48 23V24H49ZM111 23H112V21H111ZM21 24V25H20ZM45 24V23H44ZM43 24V25H44ZM76 24V23H75ZM50 25V24H49ZM58 25V26H57ZM130 25H131V23H130ZM172 25H174V24H172ZM17 26H21V27H18V29L17 28H15V27H17ZM55 26V25H54ZM75 26V25H74ZM73 26V27H74ZM109 26V25H108ZM260 26V25H259ZM42 27H44V26H42ZM25 28H26V26H25ZM29 28V27H28ZM32 28V29H31ZM46 27H44V29H45ZM128 28V27H127ZM171 28V27H170ZM249 29V30H251L250 31V33H248L247 32V30H245V29ZM15 29V30H14ZM37 29H40V30H38V32L36 31ZM49 29V28H48ZM54 29V28H53ZM73 29V28H72ZM111 29V28H110ZM169 29V28H168ZM29 30V31H30ZM55 30V31H56ZM107 30H108V28H107ZM146 30V29H145ZM152 30H150V32H152ZM165 30L166 31H168L167 30V28H165ZM20 31V30H19ZM18 31V32H19ZM49 31V30H48ZM50 31H52V30H50ZM62 31H64V30H62ZM65 31H67V30H65ZM78 31V30H77ZM127 31V32H128ZM147 31V33L149 32V30H146ZM172 31H174V30H172ZM214 31V33H212ZM253 31V33H251ZM45 32V31H44ZM57 32H60L59 30L57 31ZM231 32V34H232V41H230L229 43H231V45H228L229 46V48H227L228 50H227V53H222L221 51H220V53H219V51L217 50L218 48H220V44H218V43H220V42H218L219 40H220V38L218 39V36H219V33H224V34H228V33H230ZM258 32V31H257ZM30 33V32H29ZM47 33V32H46ZM73 33V32H72ZM77 33V32H76ZM158 33V32H157ZM168 34H169V32H167ZM166 33V34H167ZM24 34V33H23ZM44 34V33H43ZM78 34V33H77ZM146 34V33H145ZM153 34V33H152ZM167 34V35H168ZM190 34V33H189ZM257 34V33H256ZM31 35V34H30ZM42 35V36H41ZM74 35V34H73ZM151 35V34H150ZM214 35V36H213ZM17 36V35H16ZM15 36V37H16ZM44 36L46 37V35L44 34ZM43 36V37H44ZM70 36V35H69ZM78 36V35H77ZM144 36V35H143ZM163 36V35H162ZM166 36V35H165ZM170 35H168V36H166L167 37V39H168V37H169ZM176 36V35H175ZM179 36V35H178ZM255 36V35H254ZM18 37V36H17ZM48 37V36H47ZM95 37V36H94ZM158 37V36H157ZM160 37V36H159ZM171 37V36H170ZM187 37H189V36H187ZM243 37V36H242ZM36 38V37H35ZM39 38H38V40H39ZM49 38H51V37H49ZM49 38H46L45 40H47V39H49ZM72 38V37H71ZM154 38V37H153ZM164 38V37H163ZM166 39V38H165ZM181 39V38H180ZM44 40V41H45ZM161 40V39H160ZM163 40V39H162ZM20 41V40H19ZM40 41V40H39ZM43 41V42H44ZM50 40H48V42H49ZM96 41V40H95ZM165 41H167V40H164V42ZM8 42V41H7ZM17 42V41H16ZM24 42H26V41H24ZM36 42H38V41H36ZM109 42L110 43H112V44H114V42L110 39L109 40ZM40 43V42H39ZM46 43V45H48L49 43H47V42H45ZM56 43V42H55ZM109 43V44H110ZM121 43H123V42H121ZM159 43V42H158ZM157 43V44H158ZM177 43V42H176ZM38 44V43H37ZM51 44V43H50ZM150 44H152L151 42H150ZM39 45V44H38ZM75 45V44H74ZM75 45V46H76ZM179 45V46H180ZM41 46H43V43H41ZM49 46H51V45H49ZM75 46H74V49H78L77 47L75 48ZM170 46V45H169ZM219 46V47H218ZM248 46V45H247ZM11 47H13V46H11ZM17 47V46H16ZM29 47V46H28ZM39 47V46H38ZM119 47V46H118ZM155 47H157V46H155ZM160 47H161V45H160ZM51 48V47H50ZM12 49V48H11ZM16 49V48H15ZM161 49V48H160ZM159 49V50H160ZM164 49V48H163ZM251 49V48H250ZM158 50V49H157ZM158 50V51H159ZM176 50H177V48H176ZM15 51V50H14ZM22 51V50H21ZM32 51V50H31ZM54 51V50H53ZM78 51H79V49H78ZM206 51V52H205ZM207 51H208V54H209V51H212V52H210V53H213V54H209L208 56H207ZM216 51H218V52H216ZM117 52V51H116ZM176 52V51H175ZM32 53V52H31ZM79 53H83V52H79ZM193 53V52H192ZM205 53V54H204ZM26 54V53H25ZM158 54H159V52H158ZM201 54H200V56H201ZM28 55V54H27ZM47 55V54H46ZM62 55H63V53H62ZM65 55V54H64ZM63 55V56H64ZM86 55V54H85ZM150 55H151V58H150ZM189 55H190V53H189ZM196 55H197V53H196ZM252 54L250 53V56H251ZM256 55V54H255ZM258 55V54H257ZM47 56H49V55H47ZM59 56V55H58ZM61 56V55H60ZM77 56H79V54H77ZM82 56V55H81ZM134 56H136V57H134ZM156 56H158L157 54H156ZM176 56V55H175ZM240 56V57H241ZM27 57V56H26ZM25 57V58H26ZM50 57V56H49ZM53 57H54V54H53ZM65 57H66V55H65ZM65 57H63V58H65ZM189 57V56H188ZM201 57V58H202ZM60 58V57H59ZM62 58V57H61ZM60 58V59H61ZM122 58V57H121ZM197 58V57H196ZM252 58H253V55H252ZM28 59V58H27ZM54 59V58H53ZM53 59H52V61H53ZM114 59H116V58H114ZM118 59V58H117ZM126 59V58H125ZM128 59H126L125 60V62H123L124 61V59H123V61L122 62H120V63H116L117 65H115V68H114V70L113 71H111V72H109V73H104L103 74V78H104V83L105 84H103V78L100 76V77H98L97 75L99 74H97V75H95L94 77H93V79H92V81H90V82H84V79H83V82L85 83V87H83V89H82V87H79V86H81V85H79V86H76V88H78L79 87V91H78V93H80V89H82V91L85 89V88H88V89H92V90H98L101 86H103V91H102V93L103 94H101V91H100V96L98 95V94H95V95H98V97H99V99L97 98V97H94V99L97 101V99H98V107H100L101 108V111L106 115V116H111V115H115V113H116V111H117V107H120V105H123V102H124V94H125V92H124V89L127 87V85H131V83H133V82H130V83H128L129 81H132V80H129V77H128V72H129V66L131 65L130 63H132V64H134V61H130V63L129 64H127V61H128ZM155 58H153V60H154ZM198 59H200V57H198ZM109 60V59H108ZM119 60H120V58H119ZM148 60V61H149ZM152 59H151V61L152 62H154V63H156L155 61H153ZM247 60V59H246ZM203 61H200V62H202L201 64H203ZM252 61H253V59H251V61H250V64H252V67L253 66H255V67H258V68H260L261 69V67H262V63L260 62V61H256L255 63H252ZM78 62V61H77ZM152 62H150L151 64L149 65V66H153V63ZM158 62V61H157ZM247 62V61H246ZM14 63V62H13ZM41 63V62H40ZM138 63H135L136 65L138 64ZM159 63V62H158ZM158 63H156V67H158ZM160 63H161V61H160ZM52 64V63H51ZM112 64V63H111ZM162 64V63H161ZM264 64V63H263ZM113 66H114V62H113V64H112ZM145 65H148V64H145ZM160 65V64H159ZM160 66H162V65H160ZM264 66V65H263ZM111 67V66H110ZM134 67V68H135ZM154 67V66H153ZM167 67V66H166ZM66 68V67H65ZM112 68V67H111ZM111 68H110V70H111ZM130 68H131V66H130ZM151 68V67H150ZM149 68V69H150ZM250 68V67H249ZM133 69V68H132ZM158 69H160V67L158 68ZM154 70H155V68H154ZM205 70V71H206ZM251 70V69H250ZM42 71L44 72V70L42 69ZM147 72H148V70H146ZM146 71H143V72H145L146 73ZM156 71V70H155ZM56 71H54V73H55ZM67 73H68V71H66ZM70 72V71H69ZM89 72V71H88ZM98 72V71H97ZM104 72V71H103ZM106 72H107V69H106ZM151 72V71H150ZM263 72H264V69H263ZM40 73H42L41 71H40ZM67 73H64L63 75L65 76V77H67L65 74H67ZM156 73V72H155ZM176 73H178V71H176ZM45 74V73H44ZM102 74V73H101ZM131 74V73H130ZM140 74V73H139ZM153 74V73H152ZM173 74V73H172ZM179 75H181L182 76V78H183V80H184V84H180L179 83V85H181V86H183L184 87V85L186 86V89L185 90H187V91H191L190 90V88L192 87H190V85L191 84H193V83H195V82H200L199 81V76H196V75H194V74H190V73H178ZM71 75H73V74H71ZM70 75V77L72 78V76ZM88 75V74H87ZM137 75V74H136ZM148 75V74H147ZM146 75V76H147ZM131 76V75H130ZM142 76H143V74H142ZM142 76H140V77H142ZM154 76V75H153ZM177 76V75H176ZM180 76V77H181ZM263 76V75H262ZM28 77H29V75H28ZM62 77V76H61ZM139 77V76H138ZM148 77V76H147ZM151 77V76H150ZM82 78V77H81ZM80 78V79H81ZM87 79H88V77H86ZM131 78V77H130ZM133 78V77H132ZM131 78V79H132ZM201 78V77H200ZM66 79V78H65ZM70 79V78H69ZM90 79V78H89ZM138 79V78H137ZM141 79V78H140ZM143 79H144V77H143ZM211 79V80H212ZM64 80V79H63ZM66 80H68V79H66ZM71 80V79H70ZM72 80H73V78H72ZM76 80V79H75ZM79 82H80V80L79 79H77ZM91 80V79H90ZM145 80H146V78H145ZM182 79H181V81H183ZM65 81V80H64ZM77 81V82H78ZM89 81V80H88ZM147 81V80H146ZM145 81V82H146ZM155 81V80H154ZM159 81V80H158ZM16 82V81H15ZM43 81H41V83H42ZM50 82V81H49ZM49 82H45L46 83V85H48V83ZM66 82H68L67 84H69V86H70V82L69 81H66ZM66 82H64L63 84H65L66 85ZM135 82V81H134ZM201 82H202V80H201ZM205 82V81H204ZM44 83V82H43ZM45 83H44V85H45ZM51 83H52V81H51ZM74 83V82H73ZM137 83V82H136ZM151 82H149L148 84H150ZM157 83V82H156ZM203 83V82H202ZM16 84V83H15ZM62 84V81H61V84L58 86L59 88H60V86H61V89H63V86L65 87V85H63ZM146 84V83H145ZM144 84V85H145ZM201 84V83H200ZM200 84H198V85H200ZM203 84H205V83H203ZM45 85V86H46ZM75 85V84H74ZM126 85V86H125ZM129 85V86H130ZM139 85V84H138ZM177 85H178V83H177ZM176 85V86H177ZM178 85V86H179ZM194 86L195 85H197V83H195V84H193ZM40 86V85H39ZM68 86V85H67ZM68 86V87H69ZM133 86V85H132ZM155 86V85H154ZM175 86V87H176ZM177 87V88H182V87ZM193 86V87H194ZM203 87L205 86V85H202ZM67 87V88H68ZM74 87V86H73ZM125 87V88H124ZM150 87V86H149ZM196 87H198V88H200L201 86H196ZM29 88H30V86H29ZM38 88V87H37ZM36 88V89H37ZM50 88V87H49ZM57 88V87H56ZM158 88V87H157ZM253 88V87H252ZM35 89V88H34ZM35 89V91H37ZM43 89V88H42ZM46 89H48L47 87H46ZM51 89V88H50ZM52 89H53V87H52ZM50 90V91H53V90ZM131 89V88H130ZM176 89V88H175ZM205 89V88H204ZM250 89V88H249ZM57 90V89H56ZM66 90V89H65ZM70 90H71V88H70ZM72 90H73V88H72ZM76 90V89H75ZM86 90V89H85ZM127 90V89H126ZM129 90V89H128ZM134 90V89H133ZM164 90V89H163ZM178 90V89H177ZM29 91V90H28ZM42 91H44V90H42ZM46 91V90H45ZM49 91V92H50ZM62 91V90H61ZM68 91H69V89H68ZM67 91V92H68ZM166 91V90H165ZM179 91V90H178ZM198 91V90H197ZM249 91V90H248ZM22 92V91H21ZM20 92V93H21ZM48 92V91H47ZM47 92H42L43 94H45L46 95V93ZM56 92V91H55ZM134 92V91H133ZM180 92V91H179ZM183 92V91H182ZM209 92V91H208ZM260 92V95H259V97H257V98H254V100H255V104H256V106H257V108H260L263 112H264V101H263V97H264V94L262 93V91H259ZM24 93V92H23ZM22 93V94H23ZM41 93V94H42ZM69 93H72L71 91L69 92ZM93 93V92H92ZM132 93V92H131ZM178 93V92H177ZM181 93V92H180ZM179 93V94H180ZM189 93V92H188ZM191 93V92H190ZM52 95H54L53 93H51ZM57 94V93H56ZM62 94V93H61ZM66 94H68V93H66ZM73 94H75V93H73ZM80 94H82V93H80ZM79 94V96L77 97L78 99H75V97H74V99H75V101H79V97L81 96V98H82V96H84L83 94L82 95H80ZM87 94H89V93H87ZM86 94V95H87ZM132 94H134V93H132ZM172 94H174V93H172ZM176 94V93H175ZM174 94V95H175ZM48 95H49V93L47 94V97H48ZM64 95V94H63ZM69 95V94H68ZM90 95V94H89ZM93 95H94V93H93ZM177 95V94H176ZM57 96V95H56ZM173 96V95H172ZM44 97V96H43ZM54 97V96H53ZM58 97V96H57ZM59 97H60V95H59ZM59 97L57 98V99H59ZM73 97V96H72ZM87 97V96H86ZM24 98V97H23ZM51 98V97H50ZM63 98H64V96H63ZM89 98V97H88ZM87 98V99H88ZM129 98V97H128ZM263 98V99H262ZM44 99V98H43ZM43 99H42V101H43ZM47 99V98H46ZM70 99H71V96H70ZM70 99H66V95H65V98H64V100H70ZM84 99V98H83ZM86 99V100H87ZM126 99H127V97H126ZM141 99V98H140ZM39 100V99H38ZM48 100V99H47ZM53 100H54V102H55V100H56V98L54 99H52L51 98V100L49 99V101H52L53 102ZM73 100V99H72ZM90 100V99H89ZM88 100V101H89ZM129 100V99H128ZM146 100V99H145ZM171 100H173V99H171ZM177 100V99H176ZM250 100V99H249ZM25 101V100H24ZM81 101H82V99H81ZM80 101V102H81ZM93 101V100H92ZM40 102V104H37L36 106H35V108L37 107L38 108V105L40 106V108L42 107V109L44 108V107H48V106H50V107H48V108H51L50 110V112H48V113H53L52 112V108H53V106H55V104L56 103H59V101H56L53 105L52 104H50L49 103V105H48V102H47V105H46V103H45V106H42V102L41 101H39ZM45 102V101H44ZM61 102H62V98H61ZM67 102V101H66ZM70 102H71V100H70ZM70 102H68L69 104H70ZM74 102V101H73ZM89 102H91V101H89ZM89 102H87V103H89ZM129 102V101H128ZM27 103V102H26ZM63 103H65V101L63 102ZM63 103H59V104H63ZM86 103V102H85ZM94 103V102H93ZM136 103V102H135ZM148 103H149V101H148ZM152 103V102H151ZM174 103V102H173ZM172 103V104H173ZM75 104L77 105L78 103H76L75 102ZM74 104V105H75ZM80 104V103H79ZM97 104V103H96ZM44 105V104H43ZM51 105H52V107H51ZM64 105V104H63ZM148 105V104H147ZM249 105V104H248ZM56 106L58 107V104H56ZM61 106V105H60ZM59 106V107H60ZM69 106H72L71 104L69 105ZM90 106V105H89ZM93 106V105H92ZM126 106H128V105H126ZM132 107H133V105H131ZM150 106V105H149ZM176 106V105H175ZM58 107V108H59ZM62 107V106H61ZM60 107V109H62L63 110V108H61ZM66 107V106H65ZM68 107V106H67ZM85 107V106H84ZM132 107H128V108H132ZM148 107V106H147ZM16 108V107H15ZM48 108H46V110L48 109ZM73 108H75L74 106H73ZM81 108V107H80ZM99 108V109H100ZM208 108V107H207ZM26 109H27V107H26ZM29 109H30V107H29ZM39 109V108H38ZM45 109V108H44ZM44 109H43V111H44ZM54 109L56 110L57 108H55L54 107ZM69 109V108H68ZM67 109V110H68ZM76 109V108H75ZM79 109V108H78ZM82 109H83V106H82ZM135 109H136V111L138 112V110H137V108L135 107ZM148 109H149V107L147 108V111H148ZM16 110V109H15ZM14 110V111H15ZM35 110V109H34ZM37 110V109H36ZM49 110V109H48ZM62 110H61V115L62 114H64V113H62ZM67 110H66V112H67ZM258 110V109H257ZM25 111V110H24ZM39 111V110H38ZM37 111V113L38 114H43V111L42 112H38ZM54 111V110H53ZM56 111H58V109L56 110ZM69 111V110H68ZM99 111V110H98ZM182 111H183V109H182ZM209 111V110H208ZM247 111V110H246ZM44 112H46V111H44ZM79 112V111H78ZM80 112H81V110H80ZM185 112V111H184ZM207 112V111H206ZM59 114V111L58 112H56V114ZM73 113H75V111L74 110H72V114ZM82 113V112H81ZM80 113V114H81ZM83 113H84V111H83ZM121 113V112H120ZM41 114H40V117H41ZM50 114V115H51ZM53 114H55V113H53ZM65 114H67V113H65ZM91 114V113H90ZM35 115H36V113H35ZM49 115V114H48ZM48 115L46 114V116H44V114L42 115V118L41 119H43V122H45L44 120H50V119H48V118H46V117H48ZM49 115V116H50ZM70 115V114H69ZM103 115V114H102ZM39 116V115H38ZM37 116V117H38ZM68 116V115H67ZM72 117H74L73 115H71ZM71 116L69 117V118H71ZM78 116L79 115H77V118H78ZM81 116H84V115H81ZM21 117V116H20ZM40 117H39V119L38 120H41L40 119ZM45 117V118H44ZM51 117H52V115H51ZM50 117V118H51ZM53 117H56L55 115L53 116ZM52 117V118H53ZM57 117H60V115L59 116H57ZM64 117V116H63ZM107 117V118H108ZM186 117V116H185ZM33 118H35V117H33ZM61 118V121H63L62 120V117H60ZM59 118V119H60ZM68 118V117H67ZM68 118V119H69ZM241 118V117H240ZM239 118V119H240ZM19 119V118H18ZM22 119V118H21ZM26 119V118H25ZM25 119H22V120H25ZM28 119H31V118H28ZM55 119V118H54ZM54 119L50 122L51 124H53L56 120H57V118H56V120L54 121ZM63 119H65V118H63ZM203 119V118H202ZM234 119L236 120L235 122H234ZM238 119V118H237ZM242 119V118H241ZM16 120V119H15ZM22 120L20 121V123L22 122ZM35 120V119H34ZM73 120H75V118L73 119ZM107 120V119H106ZM105 120V121H106ZM152 120V119H151ZM204 120V119H203ZM203 120H202V122H203ZM208 120V119H207ZM29 121V120H28ZM31 121H32V119H31ZM57 121H60V120H57ZM68 121V120H67ZM77 121V120H76ZM108 121V120H107ZM242 121V120H241ZM249 121V120H248ZM37 122H39V121H37ZM42 121H40V123H41ZM64 122V121H63ZM70 122V121H69ZM111 122V121H110ZM116 122V123H117ZM157 122H161V121H158L157 120ZM208 122V121H207ZM207 122H204V123H207ZM240 122V121H239ZM19 123V124H20ZM25 123V122H24ZM23 123V124H24ZM46 123V122H45ZM49 122H47V124L49 125L50 124ZM55 123H57V122H55ZM55 123L53 124V125H55ZM59 123H61L62 124V122H59ZM115 123V124H116ZM163 123V122H162ZM39 124V123H38ZM47 124H44L43 125V123H41V124H39L40 126H38L35 122H32L31 123V126L33 127V135L34 134H40L39 132H43V131H45V129L43 128V126H47V127H49V126H52L51 124L48 126ZM90 124V123H89ZM161 124V123H160ZM237 124H235V125H237ZM245 124V123H244ZM11 125V124H10ZM22 125V124H21ZM42 125V126H41ZM121 125V124H120ZM60 126H62V125H59V126H57L56 125V127H57V129L56 130H59L58 129V127L61 129V127ZM111 126H112V124H111ZM119 126V125H118ZM129 126H130V124H129ZM133 126V125H132ZM27 127V126H26ZM25 127V129L27 130V128H30V126H28L27 128ZM40 127H42V128H40ZM55 126H53V128L55 129L56 128ZM131 127V126H130ZM206 127V126H205ZM239 127V126H238ZM241 127V126H240ZM50 128V127H49ZM79 128V127H78ZM132 128V127H131ZM163 128H165V127H163ZM223 128V127H222ZM247 128V127H246ZM31 129V128H30ZM42 129H43V131H42ZM63 129V128H62ZM77 129V128H76ZM248 129V128H247ZM21 130H24V127L21 129ZM50 130V129H49ZM56 130H54V131H56ZM130 130V129H129ZM165 130V129H164ZM203 130V129H202ZM248 130H251V129H248ZM253 130H255V129H253ZM46 131H48V130H46ZM51 131H53V129L51 130ZM94 131V130H93ZM112 131V130H111ZM175 131V130H174ZM194 131V130H193ZM239 131H241V130H239ZM243 131H246V130H243ZM242 131V132H243ZM22 132V131H21ZM25 132H30L29 130L28 131H25ZM101 132V131H100ZM106 132V131H105ZM109 132H110V130H109ZM123 132H124V130H123ZM222 132H224V131H222ZM253 132H255V131H253ZM31 133V132H30ZM53 134V132H50V134ZM56 133V132H55ZM82 133V132H81ZM118 133V132H117ZM120 134H121V132H119ZM175 133V132H174ZM197 133V132H196ZM226 133V132H225ZM229 133V132H228ZM246 133H248V131H246ZM245 133V134H246ZM23 134V133H22ZM26 134V133H25ZM25 134H24V138H25ZM43 134H44V132H43ZM43 134H41L42 135V137H43ZM45 134H46V132H45ZM48 134V133H47ZM85 134V133H84ZM108 134V133H107ZM119 134V135H120ZM128 134V133H127ZM172 134H173V132H172ZM178 134V133H177ZM177 134H175V135H177ZM234 134V133H233ZM235 134H237V133H235ZM238 134H240V133H238ZM245 134H244V136H245ZM249 134V133H248ZM28 135V134H27ZM41 135H39L40 137H41ZM57 135V134H56ZM196 135V134H195ZM202 135V134H201ZM223 135V134H222ZM225 135V134H224ZM53 136V135H52ZM59 136V135H58ZM57 136V137H58ZM98 137L100 136V135H97ZM121 136V135H120ZM197 136V135H196ZM220 136H221V134H220ZM226 136H227V134H226ZM251 136H253L252 134H251ZM21 137V136H20ZM31 137H33V136H31ZM30 136H29V138L27 137V139L25 140V141H30L31 142V140H30V138H31ZM91 137V136H90ZM115 137V136H114ZM127 137V136H126ZM145 137V136H144ZM146 137H148V136H146ZM178 137V136H177ZM219 137V138H218ZM228 137V136H227ZM235 137V136H234ZM247 137H249V136H247ZM51 138V137H50ZM73 138V137H72ZM92 138V137H91ZM101 138H102V136H101ZM129 138V137H128ZM153 138V137H152ZM179 138V137H178ZM184 138V137H183ZM239 138H240V135H239ZM19 139H22V138H19ZM33 139V138H32ZM40 139V138H39ZM47 139V138H46ZM55 139V138H54ZM57 139V138H56ZM55 139V142L57 141ZM79 139V138H78ZM88 139V138H87ZM115 139V138H114ZM123 139V138H122ZM147 139V138H146ZM151 139V138H150ZM175 139V138H174ZM191 139V138H190ZM200 139V138H199ZM222 139V138H221ZM228 139H229V137H228ZM227 139V140H228ZM233 139V138H232ZM254 139V138H253ZM43 140H44V138H43ZM52 140V139H51ZM104 140V139H103ZM118 140V139H117ZM193 140V139H192ZM195 140V139H194ZM234 140H235V138H234ZM244 140H245V138H244ZM14 141V140H13ZM25 141L24 142H22V143H24V144H22V145H25ZM37 141V140H36ZM41 141V140H40ZM39 141V142H40ZM53 141V140H52ZM71 141V140H70ZM74 141V140H73ZM85 141V140H84ZM124 141V140H123ZM248 141V140H247ZM21 141H19L18 143H20ZM35 142V141H34ZM33 141H32V143H34ZM58 142V141H57ZM81 142H83V141H81ZM88 142V141H87ZM156 142V141H155ZM215 142V143H214ZM217 142H221V141H217ZM16 144V146L18 145L19 147H20V145L19 144ZM41 143V142H40ZM44 143H46V141H44ZM44 143H41V144H44ZM122 140L121 141H117V142H115V146L119 149V150H123V147H122ZM128 143V142H127ZM131 143V142H130ZM133 143V142H132ZM169 143V144H168ZM174 143H175V141H174ZM177 143V142H176ZM179 143V142H178ZM224 143H225V141H224ZM21 144V143H20ZM28 145H30L29 143H27ZM35 144H36V142H35ZM34 144V145H35ZM40 144V145H41ZM72 144V143H71ZM74 144V143H73ZM81 144V143H80ZM111 144V143H110ZM114 144V143H113ZM150 144V143H149ZM187 144V143H186ZM221 144H222V142H221ZM241 144H242V142H241ZM245 144V143H244ZM21 145V146H22ZM37 145H38V142H37ZM70 145V144H69ZM75 145V144H74ZM78 141H77V148H78ZM126 145V144H125ZM141 145V144H140ZM176 145V144H175ZM178 145V144H177ZM234 145H235V143H234ZM256 145L257 146H264V144L261 142V141H258V142H256ZM60 145H58V147H59ZM71 146V145H70ZM82 146V145H81ZM113 146V145H112ZM144 146V145H143ZM191 146V145H190ZM19 147H17V149L19 148ZM31 147V146H30ZM57 146L55 145V143H54V141H53V143L51 142L50 143V140H49V142H48V144L47 145H41V146H39V147H36V148H32L31 150H32V153L33 154H35V156L36 155H40V156H46L47 157V159H46V157H45V159H46V162H49V165H50V163L51 162H55V160H56V158H59L58 156H60L61 155V151H60V149L57 147ZM79 147H80V145H79ZM176 147V146H175ZM193 147H194V145H193ZM237 147V146H236ZM242 147V146H241ZM21 148V147H20ZM22 148H24V146L22 147ZM21 148V149H22ZM28 148V147H27ZM56 148V149H55ZM177 148V147H176ZM16 149V150H17ZM73 149V148H72ZM180 149V148H179ZM192 149V148H191ZM24 150V149H23ZM30 150V149H29ZM50 150H53V155H49V153H51V151ZM69 150H70V148H69ZM130 150V149H129ZM143 150H145V149H143ZM193 150V149H192ZM50 151V152H49ZM81 152H84L85 154L84 155H88L89 154V146L87 145V146H85V147H82L81 148V150H80ZM137 151H138V149H137ZM141 151V150H140ZM179 151V150H178ZM178 151H176V152H178ZM195 151V150H194ZM197 151H199L198 150V148H197ZM17 152H21V150H17ZM25 152V151H24ZM23 152V153H24ZM49 152V153H48ZM65 152V151H64ZM80 152V153H81ZM127 152H129V151H127ZM143 152V151H142ZM240 152V151H239ZM79 153V154H80ZM130 153V152H129ZM183 153V152H182ZM25 154H26V152H25ZM24 154V155H25ZM81 154H83V153H81ZM135 154V153H134ZM184 154V153H183ZM189 154V153H188ZM203 154V153H202ZM250 154V153H249ZM21 155H22V153H21ZM30 155V154H29ZM32 155V154H31ZM55 155V156H54ZM84 155H81V156H84ZM87 155H86V157H87ZM129 155V154H128ZM142 156L144 155L145 156V153L144 154H141ZM147 155V154H146ZM70 156V155H69ZM80 156V155H79ZM78 156V157H79ZM106 156V155H105ZM118 156V155H117ZM120 156V155H119ZM135 157H137L136 156V154L134 155ZM143 156V157H144ZM34 157V156H33ZM37 157V156H36ZM41 157V159L43 160V158ZM66 157V155L64 156V158ZM75 157V156H74ZM91 157V160H92V156H90ZM135 157H132V158H134L135 159ZM72 158H73V155H72ZM77 158V157H76ZM118 158V157H117ZM148 158H150V156L148 157ZM32 159H34V158H32ZM68 159V162H66V163H68V165H63V167H62V169L61 170H63L64 172L65 171H68V170H66V169H68L69 168V166H70V164L73 162H69V158H67ZM71 159V158H70ZM85 159V158H84ZM98 159V158H97ZM96 159V160H97ZM122 159H123V157H122ZM36 160H38V159H36ZM58 160V159H57ZM65 160H66V158H65ZM102 160H103V158H102ZM116 160H118V159H116ZM143 160V159H142ZM150 160V159H149ZM80 161V160H79ZM95 161V160H94ZM98 161V160H97ZM97 161L94 163V164H97ZM115 161V160H114ZM146 161H148V160H146ZM203 161V160H202ZM23 162H25V161H23ZM22 162V165L23 164H25V163H23ZM31 162H34V161H31ZM30 162V163H31ZM42 162H44V161H41V163H38V165L39 164H41V167H42ZM91 162H93V160L91 161ZM134 162H135V160H134ZM133 162V163H134ZM141 162V161H140ZM145 161H143V163H144ZM28 163V162H27ZM26 163V164H27ZM56 163H59V162H56ZM99 163H100V161H99ZM102 163H103V161H102ZM124 163H126V162H124ZM138 163H139V161H138ZM146 163V162H145ZM144 163V166L145 165H147V164H145ZM148 163V162H147ZM212 163V164H211ZM44 164H45V162H44ZM52 164V163H51ZM53 164H55V163H53ZM78 164V163H77ZM89 164V163H88ZM101 164V163H100ZM116 164H118V163H116ZM31 165H32V163H31ZM37 165V166H38ZM93 165V164H92ZM99 165V164H98ZM133 165V164H132ZM139 165H141V164H139ZM193 165V164H192ZM226 165V164H225ZM25 167H26V165H24ZM22 167L23 169L25 168V167ZM29 166V165H28ZM32 166H36L35 165V163H33V165ZM46 166H48V165H45V167ZM95 166V165H94ZM116 166V165H115ZM121 166V165H120ZM119 166V167H120ZM135 166V165H134ZM218 166H219V164H218ZM40 166H39V168H41ZM52 167V166H51ZM50 167V168H51ZM118 167V166H117ZM209 167V168H208ZM31 168V167H30ZM38 168V169H39ZM44 168V167H43ZM50 168H48L47 167V169H49L50 170ZM132 168V167H131ZM143 168V167H142ZM190 168V169H189ZM26 170H27V167L25 168ZM29 169V168H28ZM32 169V171H33V168H31ZM31 169H29L30 171H28L27 173H29L28 175H30V176H33L32 175V172H31ZM37 168L35 167V173H34V175H35V177H36V173H38L37 172V170H36ZM75 169V168H74ZM198 169V168H197ZM54 170V169H53ZM114 170V171H115ZM188 170H189V172H188ZM194 170H195V168H194ZM222 170V169H221ZM39 171V170H38ZM44 171V169L41 171V169H40V172H43ZM48 171V170H47ZM47 171L44 173L43 172V175L41 176L42 178L44 177V174H45V176H47V179H48V182H53V181H58V179L60 180V178L59 177H61L62 178V176L60 175V174H64V173H60V174H57V177H53V176H51V175H54V173H52L51 171V175H49V178H50V181H49V178H48V174H46L47 173ZM59 171V170H58ZM108 171V170H107ZM212 171H214V170H212ZM30 172H31V174H30ZM56 172V171H55ZM73 172V171H72ZM192 172H194V171H192ZM198 172V171H197ZM211 172V173H210ZM251 172V171H250ZM48 173H49V171H48ZM57 173V172H56ZM66 173V172H65ZM219 173V172H218ZM222 173V172H221ZM39 174L40 173H38V177H39ZM113 174H115V173H113ZM20 175V174H19ZM41 175V174H40ZM66 175H68V174H65V176ZM82 175V174H81ZM118 175V176H119ZM29 176V177H30ZM64 176V175H63ZM90 176V175H89ZM95 176V175H94ZM191 176H192V174H191ZM190 176V177H191ZM38 177H36L37 179H38ZM106 177V176H105ZM105 177H104V179H105ZM110 177H112V175L110 176ZM117 177V176H116ZM36 178H35V180H36ZM192 178H194V177H192ZM236 178V177H235ZM39 179H40V177H39ZM39 179H38V183L40 182L39 181ZM43 179H45V178H43ZM116 179H118L119 180V178H116ZM226 179V178H225ZM228 179H229V177H228ZM12 180V179H11ZM30 180H32L31 181V183H32V185H33V179L31 178ZM42 180V179H41ZM118 180H116L117 181V184H118ZM123 180H122V184H123ZM192 180V179H191ZM73 181V180H72ZM115 180H113V182L115 183L116 182ZM136 181V180H135ZM194 181V180H193ZM30 182V181H29ZM36 182H37V180H36ZM43 182H44V180H43ZM42 182V183H43ZM47 181L45 182V183H48ZM59 182V181H58ZM100 182V181H99ZM99 182H97V186H98V188H99V186H101L100 184H99ZM146 182H150L151 183V185H152V187H154L155 188V193H152V196H147V197H145V196H143V194L141 193L142 192V189L144 188H146V186L143 184V183H145L146 185L148 184V183H146ZM227 182V181H226ZM30 183V184H31ZM109 183H112L111 181H109ZM114 183L112 184L113 186H114ZM149 183V184H150ZM34 184H36V183H34ZM49 184V183H48ZM47 184V186H53L55 183H51V185H48ZM94 184V183H93ZM116 183H115V185H117ZM194 184V183H193ZM193 184L191 185V186H193ZM226 184V183H225ZM42 185V184H41ZM46 185V184H45ZM44 185V186H45ZM119 185H121V184H119ZM118 185V186H119ZM151 185H150V187H151ZM24 186V185H23ZM29 186V185H28ZM34 186V185H33ZM43 186V187H44ZM46 186V187H47ZM52 186L50 187V189L52 188ZM56 186V185H55ZM59 186V185H58ZM58 186H56L57 187V189H58ZM112 186V187H113ZM117 186V187H118ZM145 186V187H144ZM251 186V185H250ZM29 187H31V185L29 186ZM42 187V186H41ZM91 187V186H90ZM102 187H103V185H102ZM101 187V188H102ZM121 186H119L117 189H119ZM36 188V187H35ZM38 188V187H37ZM36 188V189H37ZM48 188V187H47ZM54 188V187H53ZM92 188V187H91ZM95 188H97V187H95ZM114 188V187H113ZM116 188V187H115ZM142 188V189H141ZM204 188V189H203ZM245 188V187H244ZM31 189V188H30ZM36 189H33L32 188V190H33V193L35 192L34 190H36ZM39 189V188H38ZM46 189V188H45ZM108 189H110V188H108ZM120 189H123V188H120ZM152 189V188H151ZM248 189V188H247ZM246 189V190H247ZM43 190V189H42ZM42 190H41V192H42ZM54 190H55V188H54ZM93 190V189H92ZM96 191H98V190H101V189H95ZM103 190V189H102ZM102 190H101V192H102ZM124 190H121L120 192H122V191H124ZM191 190H192V188H191ZM190 190V191H191ZM237 190V189H236ZM252 190V189H251ZM254 190V189H253ZM38 191L39 190H36V196L38 195ZM48 191H49V189H48ZM48 191H47V189H46V192L48 193ZM96 191H95V193L94 194H96ZM119 191V190H118ZM147 191H149V189H147ZM151 191V190H150ZM208 191V190H207ZM230 191V190H229ZM29 192V191H28ZM30 192H31V190H30ZM29 192V193H30ZM52 192V191H51ZM51 192H49V193H51ZM54 192V191H53ZM52 192V193H53ZM98 192H100V191H98ZM97 192V193H98ZM29 193L27 194L28 195V198L29 197H31V195L29 196ZM32 193V192H31ZM30 193V194H31ZM32 193V194H33ZM56 193H57V191H56ZM60 192H59V190H58V193H57V196H58V194H59ZM119 193V192H118ZM54 194H55V192H54ZM54 194H50L51 196H53ZM69 194V193H68ZM91 194L92 195H94L93 193H92V191H91ZM101 194V196H102V193H100ZM117 194V193H116ZM228 194H229V192H228ZM34 195V194H33ZM44 195V194H43ZM47 195V194H46ZM49 195V194H48ZM65 195V194H64ZM122 195V194H121ZM147 195V194H146ZM236 195H237V193H236ZM236 195H234V196H236ZM51 196H50V198H51ZM69 196V195H68ZM96 196H98V194L96 195ZM100 196V197H101ZM214 196V197H213ZM34 197V196H33ZM55 197V196H54ZM230 197V196H229ZM237 197V196H236ZM34 198H36V197H34ZM41 198H42V196H41ZM46 198V197H45ZM44 198V196H43V198H42V200L43 199H45ZM56 198V197H55ZM64 198V197H63ZM123 198H124V196H123ZM205 198H209V197H205ZM30 199V198H29ZM27 200V201H32V200ZM37 199V198H36ZM35 199V200H36ZM53 199V198H52ZM51 199V200H52ZM60 198L58 197V200H59ZM103 199H105L106 201L108 200V197H107V199L106 198H103ZM46 201L48 200L47 198L45 199ZM50 200V201H51ZM58 200L56 201L57 203H58ZM66 200V199H65ZM125 200V199H124ZM129 200V201H130ZM210 200L209 201H207V199H205V203H206V201L207 202H210ZM226 200V199H225ZM26 201V202H27ZM36 201H38V199L36 200ZM44 201V200H43ZM104 201V200H103ZM102 201V202H103ZM215 201H217V198L215 199ZM47 202H49V201H47ZM81 202V201H80ZM94 202V201H93ZM226 202V201H225ZM36 203V202H35ZM74 203V202H73ZM77 203V202H76ZM76 203H74V205H75V207L78 205H76ZM92 203V202H91ZM90 203V204H91ZM127 203H128V200H127ZM127 203H125V204H127ZM130 203H129V205H130ZM228 203V202H227ZM31 203H29L28 202V205H30ZM212 204V203H211ZM225 204V203H224ZM38 205V204H37ZM48 205H49V203H48ZM47 205V206H48ZM56 205H59V203L58 204H56ZM56 205H54V208H55V206ZM93 205V204H92ZM95 205V204H94ZM93 205V206H94ZM106 205V204H105ZM204 206V209L202 208L203 206ZM32 206H33V202H32ZM67 206H69V205H67ZM71 206V205H70ZM69 206V207H70ZM29 207V206H28ZM28 207H26V208H28ZM36 207V206H35ZM50 207V206H49ZM49 207H48V209H49ZM51 207H53L52 206V204H51ZM97 207V206H96ZM121 207V206H120ZM119 207V208H120ZM188 207V206H187ZM198 207L200 208L199 209V211H200V214L198 215V211H197V209H198ZM207 208L205 209V210H208V206H206ZM211 207V206H210ZM215 207V206H214ZM30 208V207H29ZM32 208V207H31ZM30 208V209H31ZM41 208H43L42 207V205H41ZM53 208V209H54ZM56 208H58V210H59V207H57L56 206ZM55 208V209H56ZM72 208V207H71ZM71 208H70V210H71ZM113 208H114V206H113ZM131 208V207H130ZM36 208H34V210H35ZM37 209H40V208H37ZM35 210V211H38V210ZM67 209H69V208H67ZM84 209V208H83ZM98 209V208H97ZM116 209H118V207L116 206ZM116 209H112L111 211L112 212H114ZM203 209V210H202ZM210 209V208H209ZM215 209V208H214ZM213 209V210H214ZM27 210H29V209H26V211ZM43 210V209H42ZM58 210H57V212H58ZM61 210V209H60ZM102 210V209H101ZM129 210V209H128ZM202 210V211H201ZM40 211H41V209H40ZM49 211H50V209H49ZM80 211V212H79ZM117 212L119 211V209L118 210H116ZM134 211V212H135ZM188 211V210H187ZM82 212V213H81ZM97 212V213H96ZM101 212V211H100ZM212 212V211H211ZM17 213V212H16ZM33 213V215H35L34 214V212H32ZM31 213V214H32ZM36 213V212H35ZM38 213V212H37ZM40 213V212H39ZM52 213H54V212H52ZM75 213H77L76 211H75ZM77 213V214H78ZM128 213V212H127ZM206 213V212H205ZM209 213V212H208ZM216 213H218V212H216ZM219 213H218V215H219ZM29 214V213H28ZM57 214V213H56ZM76 214V215H77ZM111 214V213H110ZM30 215V214H29ZM37 215L38 214H36V216L35 217H37ZM52 215V214H51ZM39 216V215H38ZM215 216H217V215H215ZM30 217V216H29ZM41 217H42V215H41ZM54 217V216H53ZM57 217V216H56ZM55 217V218H56ZM33 218H34V216H33ZM38 218V217H37ZM40 218V217H39ZM43 219H44V217H42ZM114 218V219H115ZM214 218V217H213ZM216 218V217H215ZM214 218V219H215ZM49 219V218H48ZM24 220V219H23ZM40 220V219H39ZM56 220V219H55ZM102 220V219H101ZM109 220V219H108ZM124 220V221H125ZM36 220L34 219V222H35ZM41 221V220H40ZM94 221V222H93ZM125 221V222H126ZM33 222V221H32ZM34 222H33V224H34ZM44 222V221H43ZM55 222V221H54ZM121 222V221H120ZM124 222V223H125ZM205 222V221H204ZM215 222V223H214ZM36 223H37V221H36ZM48 223V222H47ZM61 223V222H60ZM103 223H104V221H103ZM121 223H123V222H121ZM215 225H214V224ZM30 225H31V222L29 223ZM44 224V223H43ZM64 224V223H63ZM116 224H118L119 225V222H117ZM260 224V225H259ZM37 225V224H36ZM40 225V224H39ZM47 225V224H46ZM51 225V224H50ZM55 225V224H54ZM94 225H96V224H94ZM113 225V226H112ZM45 225H41V228L42 227H44ZM49 228H51L49 225H47ZM53 226V225H52ZM58 226H59V224H58ZM63 226V225H62ZM91 226V227H90ZM100 226V225H99ZM117 226V225H116ZM264 226V225H263ZM29 227V226H28ZM35 227V226H34ZM57 227V226H56ZM95 227V226H94ZM103 227V226H102ZM45 228V227H44ZM89 228H90V230H89ZM98 228V227H97ZM99 228H101V227H99ZM207 228V227H206ZM205 228V229H206ZM29 229V228H28ZM183 229V228H182ZM11 230V229H10ZM46 230V229H45ZM76 230V229H75ZM85 230V229H84ZM25 231V230H24ZM29 231V230H28ZM41 232H42V230H40ZM39 230H38V232L37 233H40L41 234V232H40ZM55 231V230H54ZM62 231V230H61ZM100 230H98V232H99ZM182 231V230H181ZM26 232V231H25ZM31 233L33 232V231H30ZM29 232V233H30ZM58 232V231H57ZM3 233H4V231H3ZM7 233V232H6ZM28 233H26V235H27ZM44 235H46L47 234V232H46V234L45 233H43ZM53 234H54V232H53ZM56 234V233H55ZM200 234V233H199ZM7 235V234H6ZM29 235V234H28ZM33 235L35 236V238L38 236L37 234V236L34 234V232H33ZM33 235H31V236H33ZM201 235V234H200ZM22 236H24V234H22L21 235V237ZM33 236V237H34ZM42 236V235H41ZM47 236H48V234H47ZM51 236H52V234H51ZM104 236V235H103ZM11 237V236H10ZM29 237V236H28ZM54 237H56V236H54ZM101 237V236H100ZM205 237H207V236H205ZM16 238V237H15ZM26 238V237H25ZM38 238V237H37ZM36 238V239H37ZM40 236H39V240H40ZM48 238H49V236H48ZM52 238V237H51ZM110 238V239H109ZM182 238V237H181ZM203 238V237H202ZM20 239V238H19ZM23 239H24V237H23ZM35 239V240H36ZM112 239V240H111ZM27 240V239H26ZM26 240H24L26 243L29 241H26ZM32 240V239H31ZM34 240V238H33V241H35ZM45 240H47V241H49L50 242V240H52V239H45ZM54 240L55 241H57L58 240V238H53V242H54ZM95 240H97V244L98 245H100L101 243H102V245L103 246H101L100 248H99V251L98 250H96L98 247H96L95 245H94V242H95ZM99 240V241H98ZM101 240V241H100ZM111 240V241H110ZM204 240V239H203ZM207 240H208V238H207ZM210 239L208 240V242L209 241H211ZM19 241V240H18ZM32 241V242H33ZM59 241V242H60ZM181 241V240H180ZM36 242H37V240H36ZM35 242V243H36ZM39 242V241H38ZM45 242V241H44ZM99 242V243H98ZM182 242V241H181ZM31 243V242H30ZM34 242L32 243L33 244V246H32V244H31V247L33 248V247H35L36 245H34L35 244ZM51 243V242H50ZM57 243V242H56ZM204 244L205 243H207V242H203ZM46 244V243H45ZM48 245H49V243H47ZM46 244V245H47ZM59 244H60V246H59ZM96 244V243H95ZM24 244H22V246H23ZM47 245V247H49L50 248V246H48ZM50 245H53L54 247L56 246V244L54 245V244H50ZM21 246V247H22ZM28 246L30 247V244H28ZM40 246H41V244H40ZM39 246V247H40ZM42 246H45V245H43L42 244ZM53 247V248H54ZM174 247V246H173ZM23 248H26V247H23ZM30 249V248H29ZM34 249V248H33ZM32 249V250H33ZM42 248H40V250H41ZM45 249V248H44ZM58 250H59V248H57ZM35 250V249H34ZM36 250H39L38 248H36ZM35 250V254L36 255H38L41 251L39 250V252L38 253H36L37 251ZM47 250V249H46ZM57 250V251H58ZM173 250H178V249H173ZM182 250V249H181ZM27 251H28V249H27ZM180 251V250H179ZM153 252H154V254H153ZM175 252V251H174ZM2 253V252H1ZM157 253H159V252H157ZM207 253V254H208ZM40 255V254H39ZM38 255V256H39ZM30 256V255H29ZM44 256V255H43ZM197 256V255H196ZM32 257H33V254H32ZM36 257V256H35ZM214 257V256H213ZM194 258V257H193ZM19 259V258H18ZM38 260H39V258H37ZM155 259H157L158 260V262L157 261H155ZM41 260V259H40ZM215 260V259H214ZM32 261V260H31ZM30 261V262H31ZM33 262V261H32ZM39 263V262H38ZM42 263L44 264V262L42 261ZM25 264H26V262H25ZM31 264V263H30ZM39 264H41V263H39Z\"/></svg>",
    "mask_w": 264,
    "mask_h": 264
}]
</instances>
